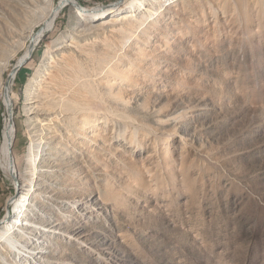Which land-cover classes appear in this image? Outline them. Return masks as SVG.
I'll return each instance as SVG.
<instances>
[{"label": "rangeland", "instance_id": "rangeland-1", "mask_svg": "<svg viewBox=\"0 0 264 264\" xmlns=\"http://www.w3.org/2000/svg\"><path fill=\"white\" fill-rule=\"evenodd\" d=\"M59 1L0 0V151ZM125 1L62 8L13 75L0 221L28 201L0 264H264V0Z\"/></svg>", "mask_w": 264, "mask_h": 264}, {"label": "bare ground", "instance_id": "bare-ground-1", "mask_svg": "<svg viewBox=\"0 0 264 264\" xmlns=\"http://www.w3.org/2000/svg\"><path fill=\"white\" fill-rule=\"evenodd\" d=\"M49 2L51 0H48ZM126 1L122 0L121 2H118L117 4H113L111 6H96L94 8H84L82 7L77 0H65L63 3H61L60 6H55L52 12L50 13L48 19L46 20L44 24V28L36 34L34 31L30 32L31 39H34L35 45L39 42V40L46 34L47 31L51 30L58 18V14L60 13L61 9L66 6H72L75 8L80 16H82L85 20L94 22V21H108V20H115L118 17H122L124 15H127L126 13H117ZM132 10V9H131ZM30 39V40H31ZM30 46L27 45L26 52L22 58H20L19 63L25 61L30 56ZM15 76V75H14ZM11 89V86H10ZM4 98V102L7 108L12 107V97L9 96L7 99ZM12 109V108H11ZM6 125L3 135V142L1 146L0 151V165L3 172L10 178L18 176L16 165L15 168L12 163V148L14 144V139L16 135V127L13 124H9V118L8 116H5ZM18 178V177H17ZM17 184V183H16ZM29 199V198H28ZM27 197L25 195H22L19 193L15 198L10 200L9 205L11 206L10 210L5 218L0 221V239L1 240H8L9 234L14 231L15 226L18 225L19 220L22 219V216H20L22 204H26ZM25 206V205H24Z\"/></svg>", "mask_w": 264, "mask_h": 264}, {"label": "water", "instance_id": "water-1", "mask_svg": "<svg viewBox=\"0 0 264 264\" xmlns=\"http://www.w3.org/2000/svg\"><path fill=\"white\" fill-rule=\"evenodd\" d=\"M64 1L65 0H60L59 3H58V6H60L61 3H63ZM121 1L122 0H118L117 2L112 3V4H109L107 6H111L113 4H117L118 2H121ZM30 49H31L30 56L25 61L17 64L14 67L12 74L9 76V78L7 80L6 88H5V97H6V99L9 97V92H10L9 90H10V86H11V81H12L13 75H16L21 70V68L28 63V61L31 59V57L33 55V52L35 50V42H34V39H32L31 42H30ZM7 110H8L9 124H13V112H12V109L11 108H7ZM11 154H12L11 155V157H12V163H13V166L15 168V156H14V153L13 152ZM15 179H17V175H16Z\"/></svg>", "mask_w": 264, "mask_h": 264}]
</instances>
